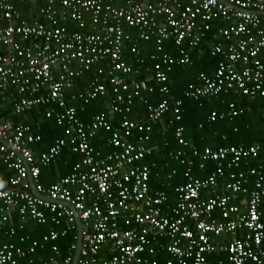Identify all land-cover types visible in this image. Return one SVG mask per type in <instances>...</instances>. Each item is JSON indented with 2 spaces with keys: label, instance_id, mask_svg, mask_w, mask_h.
Segmentation results:
<instances>
[{
  "label": "built area",
  "instance_id": "obj_1",
  "mask_svg": "<svg viewBox=\"0 0 264 264\" xmlns=\"http://www.w3.org/2000/svg\"><path fill=\"white\" fill-rule=\"evenodd\" d=\"M25 1L0 0V136L29 165L0 141V162L12 171L0 175V235H16L11 214L18 210L23 220L53 224L42 243H32L30 252L58 240L76 228L73 212L55 202L62 201L75 207L84 226L77 264H156L152 256L160 249L171 256L166 264H211L209 257L217 255V264H264V170L242 169L258 157L259 144L199 149L190 146L183 127H178L181 148L170 152L169 158L188 164L187 182L176 187L178 201L169 212L165 211L166 192L152 191V167L143 162L157 150L152 124L170 109L177 120L182 118L183 100L171 96L169 73L177 65L192 63L191 48L206 36L210 21L222 17L230 23L221 30L226 43L212 46V54L223 58L211 75L201 73L198 83H190L184 96L200 100L229 91L251 99L264 96V0H225L241 10L219 0H43L38 12L45 21L32 22L19 9ZM66 18L83 31L62 25ZM127 28L137 31L136 39ZM152 38L156 52L151 56L153 67L147 69L151 75L136 80L131 76L139 69L125 59L124 50L139 56L138 42ZM171 38L178 54L164 49ZM132 40L136 41L128 47L127 41ZM103 60L109 62L107 76L115 100L86 124L77 108L67 104L66 91ZM152 80L164 95L159 103L146 97L157 89ZM107 93L106 84L95 80L82 98L88 103ZM137 99L148 105L147 119L122 118L114 127L111 116L130 113ZM7 101H13L16 114L46 106V117H54L64 127V137L36 157L29 144L41 141V136L27 124L12 128L1 113ZM238 113L231 103L227 115ZM224 116L215 110L208 119L213 122ZM103 130L111 135L107 148L98 149L93 140ZM66 146L81 154L82 160L69 175L45 187L40 183L41 167L54 162ZM195 159L202 169L213 163L206 178L192 174ZM29 174L36 189L54 201L32 192ZM220 182L224 193L203 195L204 190L216 192ZM52 250L59 253L57 245ZM101 252L108 256L101 257ZM26 259L27 250L21 246L0 245V264L33 263ZM73 260L74 255L62 260L52 256L43 264H73Z\"/></svg>",
  "mask_w": 264,
  "mask_h": 264
},
{
  "label": "trees",
  "instance_id": "obj_2",
  "mask_svg": "<svg viewBox=\"0 0 264 264\" xmlns=\"http://www.w3.org/2000/svg\"><path fill=\"white\" fill-rule=\"evenodd\" d=\"M42 4L43 0H39L37 3H33L30 0L20 3L19 9L23 18L31 22L34 20L45 21L38 12V8ZM57 7L59 8L58 5ZM61 23L68 27L70 31H83L79 24L70 18L62 20ZM229 24V21L222 17L210 21V29L206 32V36L197 46L191 48L192 63L177 65L169 73L167 85L170 88L171 96L175 99L183 100L182 118L177 120L173 109H170L159 121L152 124L151 138L152 143L157 145V150L146 156L143 161L152 167L150 180L152 191H164L167 194L166 212H169V208L174 207L178 201L176 187L187 182L185 171L188 168V164H182L180 160L169 158L170 152L181 148L176 138V129L178 127H183L184 138L189 142L190 146L199 149L259 144L258 157L250 159L249 166H243L242 169L247 170V167H256L264 170V96L251 99L234 91L222 92L200 100L184 96V91L190 83L199 82L198 77L201 73L211 75L216 70L223 56L220 54L213 55L212 46L214 43H226L221 30L228 27ZM127 29L133 34V38L136 39L137 31L135 29ZM135 41H127L128 47ZM138 48L140 50L139 56L132 53L129 48H126L124 57L135 69H139V74L131 77L136 80H144L151 75V71L147 69L152 68L154 65V60L151 59V56L156 52L155 39L138 42ZM164 49L172 55L178 54V48L173 38L164 42ZM138 58L143 60V62H138ZM261 59L264 61V52L261 54ZM108 69L109 62L107 60L93 64L90 70L77 77L74 86L66 91L67 104L77 108L79 119L86 124L91 122L96 114L106 112L109 104L115 100L108 82ZM95 80L104 82L108 93L105 96L85 103L82 95L86 94ZM151 83L156 85L154 80ZM156 86V91L146 96L151 103H159L164 98V95L159 91V85ZM11 90L13 89H10V92ZM231 103L235 105V109L239 112L236 116L227 115ZM46 110V106L40 105L24 114H16L13 101L5 102L1 109L2 115L10 121L12 128L20 123L27 124L31 126L34 135L41 136V141L29 144L36 157L53 145L57 139L64 137V127L58 125L54 117H46ZM215 110L219 114L225 113V116L213 122L209 121V115ZM147 116L148 105L137 99L130 113L112 115L111 119L115 127L118 126L122 118L144 121ZM110 135V131H101L93 140V145L98 149L107 148V140ZM81 160V154L73 152L70 146L64 147L54 162L48 166L41 167L40 183L45 187H49L59 182L63 177L69 175L73 171L75 164ZM190 167L192 174L197 178H206L214 169L213 163H207L205 168H200L197 159ZM173 170H176V174H173ZM8 173L7 166L0 162V175H7ZM261 209L264 220V201ZM11 219V225L16 229V235L13 237L0 235V245L15 243L21 246L27 250L26 260H32V264H43L52 256L62 260L75 254L73 246L76 245L77 241L76 228L69 231L65 236H61L58 240L46 242L43 247L38 246L34 252H30L29 248L32 243L34 241L42 243L44 235L52 229L53 224L42 225L29 219L24 221L18 210L12 212ZM21 238H25V241H21ZM54 245L59 248L58 254L52 250ZM100 256L107 257L108 253L101 252ZM170 257L163 249L153 255L152 259L156 260V264H166ZM214 257L216 256L209 257L211 264L217 263L218 258Z\"/></svg>",
  "mask_w": 264,
  "mask_h": 264
},
{
  "label": "water",
  "instance_id": "obj_3",
  "mask_svg": "<svg viewBox=\"0 0 264 264\" xmlns=\"http://www.w3.org/2000/svg\"><path fill=\"white\" fill-rule=\"evenodd\" d=\"M220 2H223L224 4L228 5L229 7L231 8H234V9H237V10H241L239 7H236L235 5L233 4H230L229 2L225 1V0H219ZM257 13H260L262 14V12H259V11H255ZM0 141L7 145L10 149L12 150H15L16 153L20 156V158H22V160L26 163V165L29 167L28 163L26 162L25 158L22 156L21 152L20 151H17L11 144L8 143L7 140H5L4 138H2L0 136ZM29 181L31 183V190L32 192L40 197V198H43L45 200H48V201H54L52 200L51 198H49L47 195H44L42 193H40L37 189H36V185L34 183V180L31 176V174H29ZM57 203H60L62 205H65L67 206L72 212H73V216L75 218V223H76V230H77V241H76V248H75V254H74V260H73V264H77L78 263V260L80 258V254H81V250H82V245H83V231H84V226H83V222L79 216V212L75 209V207L70 204V203H65V202H62V201H55Z\"/></svg>",
  "mask_w": 264,
  "mask_h": 264
},
{
  "label": "crops",
  "instance_id": "obj_4",
  "mask_svg": "<svg viewBox=\"0 0 264 264\" xmlns=\"http://www.w3.org/2000/svg\"><path fill=\"white\" fill-rule=\"evenodd\" d=\"M8 169V168H7ZM8 172L11 174L12 173V171L11 170H9L8 169ZM8 173V174H9ZM8 174L7 175H4V176H8ZM251 179H252V176L250 177ZM227 176L226 177H224V178H222V182H226L227 181ZM222 182H220L221 184L218 186V188H217V191L216 192H213V191H208V190H204L203 191V195L204 196H206V197H210V196H212V195H214L215 193H219V194H222V193H224L225 192V189H224V185H223V183ZM250 187H252V185H251V183H250ZM24 221H27V220H24ZM168 243V240L167 239H164V244H167ZM160 250H163V249H160ZM159 250V251H160ZM158 251V252H159ZM157 252V253H158ZM156 253V254H157ZM218 257V255L216 256V257H214V258H217ZM217 264V263H216Z\"/></svg>",
  "mask_w": 264,
  "mask_h": 264
}]
</instances>
